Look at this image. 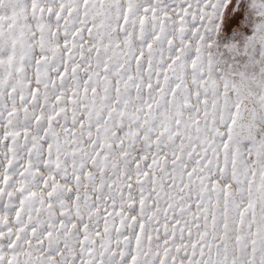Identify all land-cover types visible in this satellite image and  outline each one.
I'll list each match as a JSON object with an SVG mask.
<instances>
[{"label": "snow or ice", "instance_id": "snow-or-ice-1", "mask_svg": "<svg viewBox=\"0 0 264 264\" xmlns=\"http://www.w3.org/2000/svg\"><path fill=\"white\" fill-rule=\"evenodd\" d=\"M0 264H264V0H0Z\"/></svg>", "mask_w": 264, "mask_h": 264}]
</instances>
